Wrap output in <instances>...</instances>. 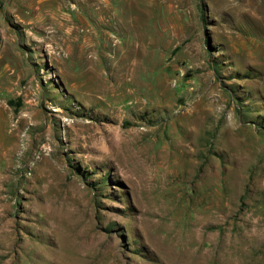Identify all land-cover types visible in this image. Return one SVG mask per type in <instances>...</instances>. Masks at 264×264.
Returning <instances> with one entry per match:
<instances>
[{
	"label": "rangeland",
	"instance_id": "374dc122",
	"mask_svg": "<svg viewBox=\"0 0 264 264\" xmlns=\"http://www.w3.org/2000/svg\"><path fill=\"white\" fill-rule=\"evenodd\" d=\"M0 264H264V0H0Z\"/></svg>",
	"mask_w": 264,
	"mask_h": 264
}]
</instances>
